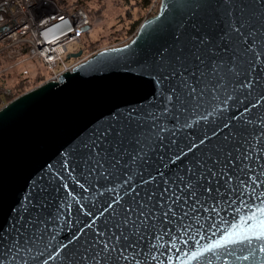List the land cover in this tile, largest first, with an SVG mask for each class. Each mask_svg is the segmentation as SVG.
I'll return each mask as SVG.
<instances>
[{
    "label": "water",
    "instance_id": "1",
    "mask_svg": "<svg viewBox=\"0 0 264 264\" xmlns=\"http://www.w3.org/2000/svg\"><path fill=\"white\" fill-rule=\"evenodd\" d=\"M262 219L264 0H161L0 108V264H264Z\"/></svg>",
    "mask_w": 264,
    "mask_h": 264
},
{
    "label": "built area",
    "instance_id": "2",
    "mask_svg": "<svg viewBox=\"0 0 264 264\" xmlns=\"http://www.w3.org/2000/svg\"><path fill=\"white\" fill-rule=\"evenodd\" d=\"M160 5L161 0H153L144 20L155 16ZM89 25L90 18L80 4L62 9L53 0H0V51L41 60L49 80L58 81L61 74L72 72L92 56L73 63L63 60L70 44H81L82 29Z\"/></svg>",
    "mask_w": 264,
    "mask_h": 264
},
{
    "label": "rangeland",
    "instance_id": "3",
    "mask_svg": "<svg viewBox=\"0 0 264 264\" xmlns=\"http://www.w3.org/2000/svg\"><path fill=\"white\" fill-rule=\"evenodd\" d=\"M81 1L83 0H68L67 4L62 6L57 0H53L55 6L62 9L72 8L76 4H80L83 7V2ZM87 4L94 12L99 10L101 16L92 21L90 19V28H88V31L81 32V44L73 43L68 46V53L63 58L65 62L73 63L75 60L80 58L83 59L89 55L93 56L95 53L102 50H88L87 47L90 44L99 42L98 45L100 44V47L103 49L109 47L108 38H111L115 31H120L124 25L128 24L127 22L130 18L129 14L132 13L133 20L138 18L137 10L133 9L132 6H125L120 0H87ZM84 9L86 10V8ZM145 16L146 14L143 15V18H145ZM100 18L104 19L100 20ZM134 35L135 34L131 37ZM80 48L83 50V55L80 58L67 59L69 53H73L77 49L80 50ZM48 76H50V73L42 64L41 60L26 58V54H10V52L5 49L0 51V92L2 89L10 90L20 82H26L24 88L32 90L34 87L36 88V85H42L40 80L43 78L47 79ZM4 105L5 104H2L0 108Z\"/></svg>",
    "mask_w": 264,
    "mask_h": 264
},
{
    "label": "trees",
    "instance_id": "4",
    "mask_svg": "<svg viewBox=\"0 0 264 264\" xmlns=\"http://www.w3.org/2000/svg\"><path fill=\"white\" fill-rule=\"evenodd\" d=\"M58 3L62 6H65L67 4L68 0H57ZM125 6H132L133 9L137 10V15L138 18L133 20V16L132 13L129 14L130 18L128 20V24L124 25V27L120 30V31H115V33L112 35V37L108 38L109 42L108 45L110 46H122L125 43L128 42V39L136 33L138 27L140 26V24L144 21L143 15L146 14L147 9L149 8L151 2L153 0H120ZM83 2V7L86 8V12L89 16V18L92 20L98 18L99 16H101V13L99 10H96V12H94L93 10L90 9V6L87 4V0H83L81 1ZM130 12V11H129ZM104 18H100V20H102ZM90 28V25L89 27ZM88 31V29H87ZM99 42L94 43V44H90L87 48L88 50L91 51H95V50H100L103 49L102 47H100L101 45L99 44ZM81 49V48H80ZM50 76H48V78H43L40 80V82L42 84L46 83L47 80H49ZM25 83L26 82H20L18 84H16L12 89L10 90H4L2 89V91L0 92V106L2 104H7L8 102L12 101L13 99H15L16 97L24 94L25 92L29 91L28 89H25ZM38 85H36L37 87ZM35 88V87H34Z\"/></svg>",
    "mask_w": 264,
    "mask_h": 264
},
{
    "label": "snow or ice",
    "instance_id": "5",
    "mask_svg": "<svg viewBox=\"0 0 264 264\" xmlns=\"http://www.w3.org/2000/svg\"><path fill=\"white\" fill-rule=\"evenodd\" d=\"M246 223H248V221H246ZM260 227L264 228V219L260 221ZM261 251H264V249H261Z\"/></svg>",
    "mask_w": 264,
    "mask_h": 264
},
{
    "label": "bare ground",
    "instance_id": "6",
    "mask_svg": "<svg viewBox=\"0 0 264 264\" xmlns=\"http://www.w3.org/2000/svg\"><path fill=\"white\" fill-rule=\"evenodd\" d=\"M130 41V40H129ZM114 47H117V46H114Z\"/></svg>",
    "mask_w": 264,
    "mask_h": 264
}]
</instances>
